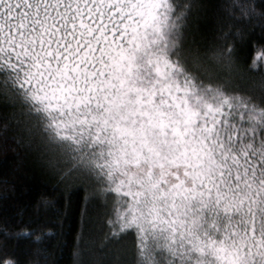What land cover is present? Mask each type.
Here are the masks:
<instances>
[{
	"label": "snow or ice",
	"instance_id": "obj_1",
	"mask_svg": "<svg viewBox=\"0 0 264 264\" xmlns=\"http://www.w3.org/2000/svg\"><path fill=\"white\" fill-rule=\"evenodd\" d=\"M257 17L248 0H0L4 145L56 184L0 224L28 264L68 238L71 264H264V37L246 66L236 48Z\"/></svg>",
	"mask_w": 264,
	"mask_h": 264
},
{
	"label": "trees",
	"instance_id": "obj_2",
	"mask_svg": "<svg viewBox=\"0 0 264 264\" xmlns=\"http://www.w3.org/2000/svg\"><path fill=\"white\" fill-rule=\"evenodd\" d=\"M225 2L226 0H204V3L215 6ZM248 3L254 4L258 10L264 8V0H248ZM242 26L247 35L243 39L237 38L236 48L238 59L246 66L252 48L261 37H264V28L261 27L259 17L251 23L244 21ZM222 71L227 73L229 69L225 68ZM247 76L250 78L246 79L242 86L257 89L261 86L260 72H250ZM2 124L3 110L0 109V224H3L5 220L8 223H15L21 218L27 220L28 214L32 213V207L40 195L45 192L51 193V190L56 187L55 181L43 173L35 153L29 152L22 146L18 147L11 140L5 147ZM6 134L9 137L13 135L23 137L22 132L13 128H9ZM22 143L23 140H21ZM22 210L25 213L23 217L20 216ZM72 243L73 239L68 238L62 251L57 255L49 256L48 264H71ZM53 244H55V237L49 242L50 251ZM32 248L33 245L26 240L6 239L0 232V257L7 255L18 260L19 264H28L30 260L35 259ZM97 259L103 264V257ZM115 261V256L110 258V264H115Z\"/></svg>",
	"mask_w": 264,
	"mask_h": 264
}]
</instances>
